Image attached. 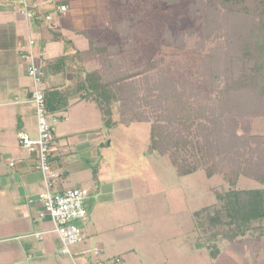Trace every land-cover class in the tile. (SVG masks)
Instances as JSON below:
<instances>
[{
  "label": "trees",
  "instance_id": "1",
  "mask_svg": "<svg viewBox=\"0 0 264 264\" xmlns=\"http://www.w3.org/2000/svg\"><path fill=\"white\" fill-rule=\"evenodd\" d=\"M150 1L166 8L186 1L193 25L164 28V36L190 58L122 71L124 43L94 42L83 32L88 49L75 57L86 75L77 91L97 104L106 128L149 124L148 150L166 156L177 177L199 170L221 177L227 188L213 189L216 202L192 214L214 259L219 239L235 243L255 231L264 237V133L253 132L254 120L264 118V0ZM90 62L99 69L85 71ZM44 94L47 117L68 108L65 94ZM240 177L257 186L240 188ZM116 258L123 263L118 256L105 263Z\"/></svg>",
  "mask_w": 264,
  "mask_h": 264
},
{
  "label": "crops",
  "instance_id": "2",
  "mask_svg": "<svg viewBox=\"0 0 264 264\" xmlns=\"http://www.w3.org/2000/svg\"><path fill=\"white\" fill-rule=\"evenodd\" d=\"M26 1L31 17L25 15L19 0H0V264H71L70 258L60 253L61 243L51 232L50 219L39 216L42 207L38 196L45 190L43 176L35 169L34 156L19 147L17 138L19 132L36 135L34 107L29 102L31 80L21 57L28 39L34 41L35 54L41 55L44 90L65 94L69 104L66 110L47 117L53 135L50 171L57 175L53 190L79 188L81 184L89 193L85 201L87 219L77 223L82 240L70 247L73 260L76 264H98L118 256L124 264H139L140 256L133 254L131 244L134 218L129 214L133 201L123 194L132 186L123 189L115 183L117 178L113 182L106 178L102 165L107 159L104 132L108 133V128L97 104L80 99L82 93L77 91L80 77L86 74L80 72L82 65L75 52L87 50L88 41L83 34L87 29L76 26V17H80L76 9L79 12L85 2ZM61 5L67 7L65 13L58 11ZM84 68L92 71V62ZM57 100L51 99L54 103ZM91 169L94 177L86 183ZM152 252L154 262L158 257L155 245ZM227 254L222 256L229 259ZM219 256L212 261L219 262ZM257 263L264 264V258L248 264Z\"/></svg>",
  "mask_w": 264,
  "mask_h": 264
},
{
  "label": "rangeland",
  "instance_id": "3",
  "mask_svg": "<svg viewBox=\"0 0 264 264\" xmlns=\"http://www.w3.org/2000/svg\"><path fill=\"white\" fill-rule=\"evenodd\" d=\"M83 2L85 4L79 8V12L76 9V15L80 13V17H76V26L86 28L94 42L107 41L114 47L124 43L123 61L127 63L122 62V71L129 67L140 69L144 64H153L159 59H163L165 65L172 63L179 66L190 58L187 57L189 54L171 48L164 36V28L178 31L193 25V20L184 11L186 1L167 8L150 0ZM195 61L198 63L199 60ZM92 68L96 70L99 66L92 62ZM112 117L117 120L115 108ZM149 127V124L138 123L127 127H107L108 133L104 132V154L107 159L104 164L101 163L108 181L113 182L117 178L115 183L123 186V189L132 186V190L129 188L130 191L123 194L129 195L133 201L129 214L134 218V241L131 244L135 249L133 254L137 258L140 256L138 263L162 264L168 260L167 264H248L264 258V243L253 241L264 240V237L255 238L263 231H255L247 233L237 245L224 239L217 240L220 261L210 259L205 247L207 237L195 226L192 214L203 206L214 204L216 198L212 190L227 188V185L218 175L207 178L203 170L177 177L166 156L161 157L148 150ZM253 132L264 133V118L254 120ZM106 144L110 147L106 148ZM92 173L93 169L90 175L86 174L89 177L86 183L92 181ZM79 185V188L84 186ZM238 186L251 188L256 187L257 183L240 177ZM152 245H155L158 254L154 262H151ZM226 252L229 259L223 257Z\"/></svg>",
  "mask_w": 264,
  "mask_h": 264
},
{
  "label": "built area",
  "instance_id": "4",
  "mask_svg": "<svg viewBox=\"0 0 264 264\" xmlns=\"http://www.w3.org/2000/svg\"><path fill=\"white\" fill-rule=\"evenodd\" d=\"M19 3L28 17L30 13L27 11V1L19 0ZM58 11L65 13L67 7L61 5L58 7ZM29 17H31V14ZM45 19L49 21L51 17L46 16ZM33 46L34 41L28 39L26 47L22 49L21 57L27 64V75L31 80L29 102L34 107L36 135L31 137L27 133L19 132L17 138L19 147L34 156L35 169L43 176L45 190L38 196L42 207L39 216H47L50 219L52 223L51 232L58 237L61 243L60 253L69 257L71 264H76L73 260L70 247L82 240V231L77 222H84L87 219L85 201L89 193L85 188H71L60 192L53 190L54 179L57 176L51 173L49 164L53 135L45 110L43 72L39 64L41 55L35 54ZM35 236L39 238L40 234H36ZM98 264L124 263L119 258H116L108 263L99 262Z\"/></svg>",
  "mask_w": 264,
  "mask_h": 264
}]
</instances>
